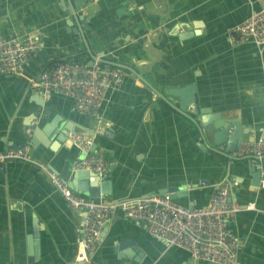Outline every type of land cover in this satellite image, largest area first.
<instances>
[{
  "label": "crops",
  "instance_id": "1",
  "mask_svg": "<svg viewBox=\"0 0 264 264\" xmlns=\"http://www.w3.org/2000/svg\"><path fill=\"white\" fill-rule=\"evenodd\" d=\"M60 1L0 0V36L39 38L18 75H0V152L24 143L28 117H37L39 125L59 117L73 133L93 137L91 155L110 161L105 177L111 195L98 198L103 202L185 187L176 200L203 207L213 185L227 182L239 206L255 207L230 224L239 243L238 264H264V189L251 184L247 161L228 158L211 143L202 149L195 126L165 102L177 101L169 89L194 84L201 107L242 123L248 130L243 141L264 134V50L227 42V31L260 10L264 0H98L83 11L91 16L84 31L89 53L80 34L70 30L76 23L68 4L64 10ZM187 30L198 35L179 39ZM90 55L132 67L159 95L130 73L107 92L99 120L76 112L60 91L40 95L41 105L36 103L32 83L41 71L56 61L88 64ZM26 151L67 183L75 175L79 150L71 145L57 152L44 146ZM81 221L82 213L71 210L36 166L20 161L0 166V264L72 263ZM107 223L95 254L101 264H209L153 239L119 212ZM34 225L39 252L30 260Z\"/></svg>",
  "mask_w": 264,
  "mask_h": 264
},
{
  "label": "built area",
  "instance_id": "2",
  "mask_svg": "<svg viewBox=\"0 0 264 264\" xmlns=\"http://www.w3.org/2000/svg\"><path fill=\"white\" fill-rule=\"evenodd\" d=\"M98 0H89L91 4ZM227 42L231 46L253 43L264 50V6L252 13L243 22L227 31ZM39 46L37 36H0V75L16 76L21 72L31 54ZM127 70L94 62L92 66L77 60L62 62L41 71L32 87L43 98L60 91L69 98L74 110L99 120L101 106L107 92L129 76ZM248 130L244 133L247 134ZM72 146L85 153V157L74 163V171H91L105 177L110 161L102 155H89L93 137L88 134L69 133ZM234 155L244 158L248 165L260 174L259 188L264 189V134L257 139L242 141ZM30 163L45 173L54 190L74 213H82L77 229V248L70 264H101L95 254L99 248L102 227L116 212L128 220L142 225L155 240L188 253L194 262L209 264H238L239 243L230 229L236 214L243 210H254V204L245 208L238 205L230 193V185L221 182L213 185L208 203L203 207L182 204L170 193L140 198L103 202L87 199L73 192L58 172L49 164L32 158L27 151L9 149L0 152V166L7 162ZM237 186V183H233Z\"/></svg>",
  "mask_w": 264,
  "mask_h": 264
},
{
  "label": "water",
  "instance_id": "3",
  "mask_svg": "<svg viewBox=\"0 0 264 264\" xmlns=\"http://www.w3.org/2000/svg\"><path fill=\"white\" fill-rule=\"evenodd\" d=\"M68 4V5H67ZM61 7L65 10L66 5L69 8L70 14L76 23V28L70 29L75 34H80L83 39V43L89 53V47L87 40L84 35V31L89 29V19L91 16L87 17L84 10H87L92 4L89 0H62L60 1ZM71 21L67 22L68 27H71ZM200 24H195L193 27H198ZM198 32H193L192 30H187L186 33H181L178 37L181 40L197 36ZM96 58L90 55V61L87 65L92 66L96 62ZM101 64H109L114 67H118L127 70L129 73L133 74L137 81L149 88L154 94L159 95L157 91L148 85L142 78V76L136 72L132 67L122 65L115 62L109 61H97ZM35 100L38 105H41L42 97L35 91ZM169 96H173L177 99L175 102H170L165 100V102L176 112L186 117L195 126L197 133L201 139L199 143L200 147L203 149L207 148V143L213 144L217 149L225 154L228 158L235 160L232 156L239 144L244 138V129L240 121L224 119L221 113L213 112L211 108H203L200 106L197 97V91L194 84H187L180 88H171L167 93ZM162 99L163 96L160 95ZM38 101V102H37ZM37 117H28L25 119L22 130V137L24 143L20 147H14L16 150L25 151L27 147L32 146L36 150L40 146L47 147L51 152H57L62 145H71L68 141V134L73 132L72 126L66 122L60 120L59 117H55L50 122L39 125L34 124ZM74 147V146H73ZM95 151V144H92L88 150L89 156ZM85 157V153L81 150L78 151L77 163H79ZM249 173L251 174V184L254 187L259 186L260 174L253 168H249ZM69 187L73 192L87 198L96 199L104 198L105 196L111 195L110 181L106 177L97 175L91 171H80L75 172L72 180L70 181ZM179 192H184L185 187H179ZM176 192L175 189L169 188L167 191L158 192L159 194L170 193L173 199L182 197L185 193ZM108 223H106L101 230L100 237L106 231ZM38 230L36 225H34L33 233L28 238L30 260L38 257L39 247H38ZM121 245L120 248H123Z\"/></svg>",
  "mask_w": 264,
  "mask_h": 264
},
{
  "label": "trees",
  "instance_id": "4",
  "mask_svg": "<svg viewBox=\"0 0 264 264\" xmlns=\"http://www.w3.org/2000/svg\"><path fill=\"white\" fill-rule=\"evenodd\" d=\"M59 63H62V62H59V61L54 62V63L52 64V67H53V66H56V65L59 64ZM101 65H102V64H101Z\"/></svg>",
  "mask_w": 264,
  "mask_h": 264
}]
</instances>
